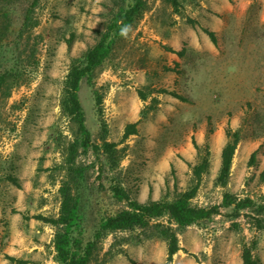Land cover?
I'll return each instance as SVG.
<instances>
[{
	"label": "rangeland",
	"instance_id": "1",
	"mask_svg": "<svg viewBox=\"0 0 264 264\" xmlns=\"http://www.w3.org/2000/svg\"><path fill=\"white\" fill-rule=\"evenodd\" d=\"M7 1L10 18L0 17V31L9 25L0 41V72H10L0 92V264H58V228L35 217L60 215L62 166L78 130L61 111L64 83L73 60L96 43L95 30L106 27L122 0ZM210 1L149 0L97 70L94 85H82L93 143L102 144L105 123L107 140L118 145L120 157L112 170L105 156L81 149L77 162L89 166V186L108 187L115 176L133 200L148 203L171 201L198 184L195 206L220 205L225 193L264 205V6L260 0H229L233 5L218 12ZM29 12L31 26L23 28ZM205 30L215 34L216 43ZM204 37L208 51L195 50L191 45L202 44ZM167 40L183 56L168 51ZM127 48L138 50L130 66L138 61L135 67L151 71L142 83L127 79ZM131 123H137L138 133L124 139ZM229 127L241 140L222 186L217 179ZM206 157L208 172L197 183L193 168ZM108 189L101 194L103 214L128 208ZM97 209L95 204L89 213L90 227L97 223ZM231 213L222 209L179 233L181 250L171 264H243V249L254 241L253 254L264 264V229L252 218L259 216L250 209L239 218ZM159 221L168 224V217L148 228L110 234L90 264H166L168 244L153 226ZM30 246L36 250L25 254Z\"/></svg>",
	"mask_w": 264,
	"mask_h": 264
},
{
	"label": "trees",
	"instance_id": "2",
	"mask_svg": "<svg viewBox=\"0 0 264 264\" xmlns=\"http://www.w3.org/2000/svg\"><path fill=\"white\" fill-rule=\"evenodd\" d=\"M38 1V0H37ZM35 2V5L37 3ZM149 0H122L114 11L113 17L106 24L104 29L95 30L97 34L96 43L91 46L82 57L74 59L69 73L64 83V92L61 100V111L64 115L77 123L78 130L74 141L67 148L65 164L62 166L66 170V176L62 181L59 193L61 195L60 215L56 219H49L42 215L35 218L47 223H52L58 228L54 239L55 259L58 264H90L94 255L100 250V244L109 236L117 232L132 231L137 228H148L152 226V221L168 217V224L157 222L153 226L157 229L159 237L168 244L166 264L173 262L174 256L181 250L178 234L194 224L211 220L220 215L222 209H231L230 217L239 218L244 211L250 209L259 217H252L259 230L264 229V205L258 204L250 197L240 199L233 194L225 193L220 205L212 207H200L193 205L192 201L196 197L198 184L185 192L179 194L171 201H151L140 203L133 200L128 191L122 186L115 176L108 177L110 184L104 185L101 189L88 185L89 166L80 165L77 162L80 150L85 152L93 151L100 157L105 156L108 165L112 170L119 166L120 157L118 145L107 140V125L102 126V144L92 141V134L87 126L86 112L81 101L80 92L82 85L86 81L90 86L94 85L97 70L104 65L115 50L117 42L124 38L129 30L143 16L148 9ZM9 3L7 0H0V17L8 20L10 18ZM11 25V24H10ZM30 25V12L28 13L23 28ZM9 25L4 26L0 31V41L7 35ZM213 43H216V36L213 32L205 30ZM70 46L72 41H69ZM168 51L183 56V51L176 52L171 48ZM2 60V55H0ZM10 80L9 70L0 72V92L7 86ZM142 100H147L148 95L139 91ZM179 98V97H178ZM156 101V100H155ZM102 97L97 96V105L100 109ZM138 133L137 123L126 126L124 139ZM228 142L221 153V170L217 179L219 185L228 184L233 158L237 146L241 140L240 133L233 131L230 127L226 131ZM198 151L201 148L194 142ZM256 158L253 153L251 162ZM210 166L209 158H203L202 162L193 168L195 181L200 182L202 176L208 172ZM99 178L104 172L103 163L100 164ZM172 173L175 174L174 168ZM109 188L107 194L116 202L128 203V208L115 212L103 214L101 206L102 190ZM97 197V198H93ZM98 208L97 223L90 227L89 213L94 205ZM262 217V218H260ZM235 226L238 227L236 223ZM257 247L254 241L251 246H245L242 253L243 264H262L253 254ZM113 255L112 252H108ZM18 263H27L19 261ZM133 264H136L133 262Z\"/></svg>",
	"mask_w": 264,
	"mask_h": 264
},
{
	"label": "crops",
	"instance_id": "3",
	"mask_svg": "<svg viewBox=\"0 0 264 264\" xmlns=\"http://www.w3.org/2000/svg\"><path fill=\"white\" fill-rule=\"evenodd\" d=\"M262 3H263V6H264V0H260ZM211 3V9L213 10H217L218 12H223L225 10H227L229 8V5H233L232 3H230L229 0H213V2H209V4ZM234 7V6H233ZM144 24V22H143ZM146 28V27H145ZM146 41V42H149L148 39H144L143 38V41ZM152 42V41H150ZM166 43H168V45L173 49V50H177V48L173 45L172 41L171 40H167L165 41ZM140 44H136L135 47H139ZM195 50L197 51H200V52H205V51H208V48L209 45L207 44V39L204 37L203 39V43L200 44L199 42H194L193 45H191ZM134 49V48H127V54L125 55V58H124V63L125 65H127V69H125V71L127 72V74L129 75V78H135V82L136 83H142L144 82V79H145V76L147 75V72L149 74H151L150 72V69L149 68H146L145 66H140L141 69H138L137 67H135L136 63H138V61H135V63L133 64V66H130V63H133L134 60L136 59V54L138 52V50ZM144 50H146V48H143L142 50H140L141 52H144ZM140 56H143L145 57L146 54H143V55H140ZM139 56V57H140ZM142 64V63H141ZM142 67H144L142 69ZM138 73V74H137ZM218 154V153H217ZM36 250V246H30L28 248V251H26L25 254H30L32 251H35ZM42 264V263H41Z\"/></svg>",
	"mask_w": 264,
	"mask_h": 264
}]
</instances>
